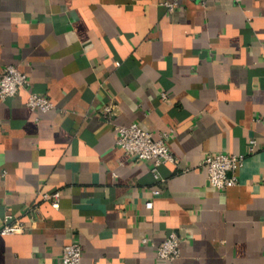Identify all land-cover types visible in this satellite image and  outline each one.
<instances>
[{
	"label": "crops",
	"instance_id": "obj_1",
	"mask_svg": "<svg viewBox=\"0 0 264 264\" xmlns=\"http://www.w3.org/2000/svg\"><path fill=\"white\" fill-rule=\"evenodd\" d=\"M166 1L0 0V77L17 64L56 104L0 99V264H64L73 241L82 264H264V0ZM136 121L171 132L160 179L117 143ZM221 151L246 154L226 189L202 164Z\"/></svg>",
	"mask_w": 264,
	"mask_h": 264
},
{
	"label": "built area",
	"instance_id": "obj_2",
	"mask_svg": "<svg viewBox=\"0 0 264 264\" xmlns=\"http://www.w3.org/2000/svg\"><path fill=\"white\" fill-rule=\"evenodd\" d=\"M182 0H167L166 5L170 10H174L180 5ZM205 3L207 0H201ZM28 94V105L37 111H48L56 108L55 102L47 94L39 93L32 88V82L27 72L22 70L17 64H8L4 67L0 77V99L5 101L17 95L20 91ZM164 93V97H166ZM113 106H106L105 110L112 115ZM117 143L134 159L150 161L152 171L156 178H161L160 166L164 163H179L178 156L170 147L169 140L171 132L162 131L156 135L151 129L142 127L140 122L130 125L118 124ZM259 148L257 138H251L249 142V152L253 153ZM246 154H237L226 151L208 154L203 165L208 170L210 182L220 189H226L238 182L237 172L244 165ZM161 189H154V194H160ZM51 200L54 207H60L61 191L46 192L43 194ZM148 208L154 207V200L146 202ZM12 215H7L4 226L1 229L3 234H13L25 230V224L21 220L13 221ZM144 240H148L145 238ZM157 245V255L162 259L174 260L182 253V237L175 230ZM83 248L80 242L73 241L64 247L62 260L64 264H82Z\"/></svg>",
	"mask_w": 264,
	"mask_h": 264
}]
</instances>
